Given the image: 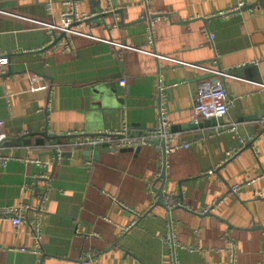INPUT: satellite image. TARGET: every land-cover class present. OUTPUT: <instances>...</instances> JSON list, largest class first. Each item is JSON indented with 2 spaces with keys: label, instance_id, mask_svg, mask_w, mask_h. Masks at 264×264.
I'll list each match as a JSON object with an SVG mask.
<instances>
[{
  "label": "crops",
  "instance_id": "crops-1",
  "mask_svg": "<svg viewBox=\"0 0 264 264\" xmlns=\"http://www.w3.org/2000/svg\"><path fill=\"white\" fill-rule=\"evenodd\" d=\"M64 1L16 0L6 6L0 0V120L9 140L22 135L32 140L3 144L1 154L11 159L0 165V208L26 204L31 209L30 220L18 228L10 219H0V264H83L84 254L91 253L96 256L90 264H170L166 207L158 204L152 182L187 204L173 213L179 264H231L233 242L237 264H264L260 0H151L154 45L147 41L144 0H102L103 8L113 13L74 22V28L138 50L76 36L72 53L65 52L62 40L52 46L48 29L36 23L60 25L68 10ZM97 1L83 0L78 8L95 15L100 11ZM240 2L246 7L233 11ZM210 32L214 46L209 45ZM196 65L230 73L225 81L230 115L223 123L194 126L199 81L212 76ZM34 76L39 79L36 86L48 87L33 89ZM161 104L171 130L179 126L176 132L191 144L166 157L165 179L156 145L138 151L67 150L56 163L53 145L48 140L36 143L45 131L71 136L120 131L126 125L152 128ZM230 122L238 131L210 137L217 125ZM251 135L256 136L253 146L241 142ZM43 175L51 176V185ZM237 185L240 190L231 193ZM215 202L214 212H198ZM39 215L41 248L30 224Z\"/></svg>",
  "mask_w": 264,
  "mask_h": 264
},
{
  "label": "built area",
  "instance_id": "built-area-1",
  "mask_svg": "<svg viewBox=\"0 0 264 264\" xmlns=\"http://www.w3.org/2000/svg\"><path fill=\"white\" fill-rule=\"evenodd\" d=\"M83 0H65L64 5L67 6V9L62 14V21L60 25L56 24H48L44 22L37 21L36 23L42 25L43 27L47 28L50 35L52 44L55 39H57L62 33H65L67 37L61 39L62 42L64 41L65 44V52L72 53L76 52L75 44L73 43V39L76 36H85L87 38L91 37L96 41L101 42H111L114 46L120 47L124 49H133L138 50L133 47H129L127 45H123L119 42H115L113 40H103L101 38L95 37L91 34H84L81 31L74 28L73 24L77 21L86 20L90 17L85 13L80 12L78 6L79 3ZM150 2L151 0H144L143 3V12L142 18L146 19L149 27L147 31V41L150 44H155V29L152 19L153 14L150 11ZM244 7H246L245 3L240 2L237 7L233 9V11H241ZM47 9H51V3L47 4ZM209 39V45H215L214 34L207 33ZM149 54L154 55L156 58H164L167 60H172L168 57L161 56L149 51H146ZM197 67L203 69L210 75L211 77H206L201 79L198 84V88L196 90L194 100H193V123L199 124L204 120H211L212 118H227L230 115V100H229V93L226 88V79L229 78L230 73L224 70H215V69H208L202 65H196ZM39 79L34 76L32 78V87L33 89L39 88H47L48 85L44 86H36ZM127 80H122L120 82L121 85H125ZM165 89V85L163 84V80L160 77L159 79V86H158V93L159 96L162 97L163 91ZM160 114L159 120L156 125L152 128H143V129H136L129 125H126L123 130L120 131H103L100 133L88 135L84 133H74L71 136L76 135L73 139L69 142L64 143H57L56 145L51 146L54 148V151L57 152V157L54 156V160L59 161L60 159L64 158V154L67 150H75V149H97L98 147H105V148H114L118 149H127V148H139L144 147V145H156L154 143L158 142L156 145L160 150L161 162H164L167 156L177 152L180 148H190L191 144L183 139V135L181 132H174L169 127V122L167 120V110L164 109L162 104L160 105ZM4 121L0 120V165L6 166L8 161L11 159L9 156H3L1 152L4 150L3 144L6 139H8V135L3 132ZM259 125L261 126V130H264V118L259 121ZM237 125L233 122L217 125L215 130H213L209 135L212 137L215 134H221L224 132L230 131H238ZM256 140V136H248L242 137L241 142L245 145L248 142H252ZM232 154L228 156L231 158ZM37 162V161H36ZM165 163V162H164ZM161 174L158 175L160 178ZM46 182L51 185V176L50 175H43L41 176ZM151 191L154 196L158 195V188L156 182H152L150 184ZM240 186H235L232 188L231 193H237L240 190ZM47 191V189H46ZM165 196V207H166V214H167V235L165 237V242L167 247L169 248V255H170V264H179L178 259V251L180 249V244L177 240L176 233L174 231V211L180 207L187 208V204L185 200L179 197L176 193H163ZM45 197V195H44ZM259 197H262V194H259ZM219 202H215L213 206L207 207L205 209L199 210L198 212L201 214H208L215 211L216 207L218 206ZM30 207L26 204L20 206H7L5 208H0V219H10L13 223L15 228H18L21 224H23L26 220H30L27 217V213L30 211ZM37 220H31L30 224L32 226V235L37 242L38 248H41L42 241H43V234L41 233V217ZM231 255H230V262L231 264H237V246L236 243H231ZM22 251H26V249H21ZM95 254H84L82 257L83 264H90L92 260L95 259Z\"/></svg>",
  "mask_w": 264,
  "mask_h": 264
},
{
  "label": "water",
  "instance_id": "water-1",
  "mask_svg": "<svg viewBox=\"0 0 264 264\" xmlns=\"http://www.w3.org/2000/svg\"><path fill=\"white\" fill-rule=\"evenodd\" d=\"M5 1L6 2L3 5L9 6V5L14 4L16 0H5ZM97 3L99 5L98 8H100V11L98 13H96L95 15L90 16L88 19L82 20L83 22L95 21L96 19H102V18H105L106 16L110 15L111 13H113L112 11L105 10L103 8L102 0H98ZM259 3L264 6V0H260ZM247 7H254V6H247ZM117 11L118 12L120 11L121 13H123L122 10H117ZM65 37H67V35L65 33H62L57 39H55V41L52 43V46H54L55 43H57L58 41H60L62 38H65ZM52 46H50V47H52ZM50 47H48V48H50ZM48 48H46V49H48ZM6 57L8 59H10L11 56L7 55ZM5 75H7V74H5ZM223 120H224L223 118H219V119L212 118L211 120H204L199 125L195 124L194 126H196V127L209 126V125L216 124L218 122L223 123ZM182 127L187 128L186 126H182ZM179 128H180L179 126L178 127H173V131L176 132V131H178ZM262 134H264V130L261 131L260 135H262ZM38 136H42V138H40V140L38 139L36 141L37 145L43 144L45 142V140H48L51 145H56L59 142V139L64 138V137H72V138H74L76 135H74V136H70V135L51 136L49 134V131H45V132H40L38 134ZM5 142H9V143L11 142V144L21 145L23 143L31 144L32 140L28 138V135H22V137H20V138H15V139H11V140H9V138H8V139H6L4 141V144H5ZM253 143L254 142L252 141L251 143L248 144V146H253ZM154 144L157 145L158 142H156ZM140 148L141 147H139V148H127V149H123V151H127V150H137L138 151ZM109 149L112 150L114 148H110L109 147L108 150ZM114 150H116V149H114ZM54 156L57 157V152L56 151H54ZM164 162H165V165H164V169H163V172H162V179H165V175H166V159L164 160ZM56 163H57V160H56ZM163 188H164V185L158 190V197H159L158 204H160L162 206H165V203H164V200H163V198H164V196H163V193H164L163 192Z\"/></svg>",
  "mask_w": 264,
  "mask_h": 264
}]
</instances>
